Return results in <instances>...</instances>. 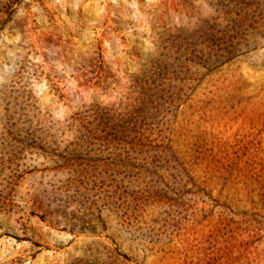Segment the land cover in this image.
I'll return each mask as SVG.
<instances>
[{"label": "rangeland", "instance_id": "1", "mask_svg": "<svg viewBox=\"0 0 264 264\" xmlns=\"http://www.w3.org/2000/svg\"><path fill=\"white\" fill-rule=\"evenodd\" d=\"M0 264H264V0H0Z\"/></svg>", "mask_w": 264, "mask_h": 264}]
</instances>
